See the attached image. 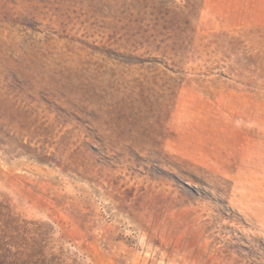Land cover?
Here are the masks:
<instances>
[{
	"label": "rangeland",
	"instance_id": "rangeland-1",
	"mask_svg": "<svg viewBox=\"0 0 264 264\" xmlns=\"http://www.w3.org/2000/svg\"><path fill=\"white\" fill-rule=\"evenodd\" d=\"M0 264H264V0H0Z\"/></svg>",
	"mask_w": 264,
	"mask_h": 264
}]
</instances>
